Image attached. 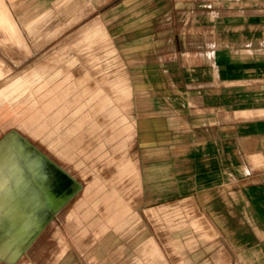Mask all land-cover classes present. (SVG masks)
<instances>
[{"label": "rangeland", "instance_id": "374dc122", "mask_svg": "<svg viewBox=\"0 0 264 264\" xmlns=\"http://www.w3.org/2000/svg\"><path fill=\"white\" fill-rule=\"evenodd\" d=\"M251 65L264 69V0H0V93L24 78L9 95L12 104L0 105V161L20 165L4 167L1 176L0 264H77L74 241L103 235L96 217L81 209L105 213L107 193L114 209L138 207L143 165L155 157L143 152L148 137L139 133L138 110L155 96L186 105L185 85L195 80H208L212 89L226 78L225 112L217 118V105L210 107L211 119L227 129L225 179L261 171L264 151L256 150L264 140L238 133L264 110L251 112L250 104L229 96L264 89L243 79ZM40 81L46 84L39 89ZM27 147L33 158L43 152L66 173L64 185L75 195L64 215L49 219L45 198L34 216L26 214V190L42 199L40 181L48 175L44 185L52 191L57 180L52 163L33 176L21 166ZM137 218L131 216V227Z\"/></svg>", "mask_w": 264, "mask_h": 264}, {"label": "crops", "instance_id": "0c3cea01", "mask_svg": "<svg viewBox=\"0 0 264 264\" xmlns=\"http://www.w3.org/2000/svg\"><path fill=\"white\" fill-rule=\"evenodd\" d=\"M220 69L221 63L218 62L219 72ZM244 71L251 73L245 75L244 80L255 81L257 87L264 86L263 68L251 65ZM191 84V88L185 85L191 90L187 95L191 96H187L183 109L176 105L177 98L171 95L155 96L152 101H144L150 106L139 108V119L143 121L139 133L148 137L143 152L155 153L153 165H146V161L143 165L144 191L137 197L139 205L128 210L125 206L114 209L115 198L107 193L104 200L111 203L106 202L105 209H101L105 213L99 214L92 208L81 209L82 215L96 217L94 221L102 227L103 235L89 241L75 240L74 263L264 264V166L261 171L258 168L251 170L249 177H257L254 180H243L242 176L235 174L225 179L227 129L219 119H211L210 107L217 105L213 108L217 110V118L225 112L226 78L219 77L218 85H213L212 89L206 79L195 80ZM229 96L234 97L230 102L250 104L251 112L264 110V89L244 90ZM190 98L197 103L190 104ZM250 120H253V125L243 129L248 131L239 129L238 135L264 140V116H253ZM215 122H218L216 126ZM29 149H25L26 163L21 166L28 168L33 176L37 175L35 168L49 167L52 163L57 167V180L50 191L47 184L44 185L48 175H42L44 184L42 180L40 184L42 193H46L42 199L36 196L33 188L26 190L27 204H22L27 208L26 214L34 216L33 209L40 207L42 202L44 205L45 198L49 219L57 214L64 215L67 201L75 195L67 192L64 185L62 177L66 173L60 175L58 169L61 166L43 152L41 159L33 158ZM234 150L241 152V149ZM256 151H264V147L259 146ZM11 162L14 164H2L0 161V180L4 167L17 169L20 166L13 160ZM227 184L230 186L226 187ZM119 215L114 224V217ZM131 216L138 217L137 224L132 227ZM180 216L183 218L179 219ZM49 219L44 227L49 225ZM65 258L63 254L59 262L64 260V263Z\"/></svg>", "mask_w": 264, "mask_h": 264}, {"label": "bare ground", "instance_id": "6f19581e", "mask_svg": "<svg viewBox=\"0 0 264 264\" xmlns=\"http://www.w3.org/2000/svg\"><path fill=\"white\" fill-rule=\"evenodd\" d=\"M40 4V3H39ZM43 4V3H42ZM33 5V4H32ZM63 5V4H62ZM65 7V6H64ZM53 8V7H52ZM65 9V8H64ZM33 10V9H32ZM55 12V11H54ZM41 16V14H40ZM38 25V24H37ZM40 82H43L41 84H38V88L40 89V87H44L46 82L45 81H40ZM24 83V78L23 76L20 77V78H17L16 80H14V82H12L11 86H10V89L8 91H3L2 93H0V105L3 104L4 102H8L9 104H12V101H10L8 98L10 97L9 95L13 92V91H16L18 92V90L14 89L13 87H15L16 85H19V84H22ZM27 87V86H26ZM117 89L123 91L124 90V87L122 85V83H117V86H116ZM50 90V89H49ZM48 90V91H49ZM46 92V91H45ZM44 95V94H43ZM35 97V96H34ZM47 97V96H46ZM32 99V98H31ZM39 99V98H38ZM41 100V99H40ZM39 101V100H38ZM41 103V101H40ZM40 106V105H39ZM37 107V106H36ZM2 117V116H1ZM8 117V116H7ZM20 119V118H19ZM9 120V119H8ZM46 121V120H45ZM48 122V121H47ZM40 127V126H39ZM39 129V128H38ZM35 131V130H34ZM37 134V133H36ZM2 180H0V183H1ZM1 188V187H0ZM2 200V199H0ZM153 249V248H152Z\"/></svg>", "mask_w": 264, "mask_h": 264}]
</instances>
